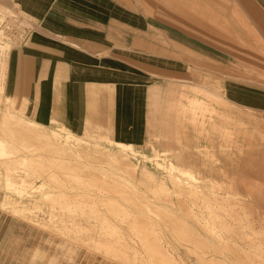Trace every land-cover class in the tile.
<instances>
[{"label": "rangeland", "instance_id": "374dc122", "mask_svg": "<svg viewBox=\"0 0 264 264\" xmlns=\"http://www.w3.org/2000/svg\"><path fill=\"white\" fill-rule=\"evenodd\" d=\"M147 1L153 2V0ZM182 2L183 0H161L162 11L167 16H169L171 8L174 11H185L186 8L182 6ZM194 2L199 6L203 4L204 7H208L213 14L211 17L214 19L211 18L209 25L211 32L215 35L221 31V33L232 36L231 41L236 40L239 43L253 40L252 35L250 36L246 30V37L241 38V19L244 18L243 23L250 22L247 14L242 11L245 9L249 14L250 8L256 5L254 1L194 0ZM22 9L24 8L19 5L18 0H0V11L13 12L11 15L9 13L0 14V26L15 43V51L36 27L32 26V17L24 14ZM194 22L195 26H202V20L196 14ZM1 42L3 41L1 40ZM1 46L0 44V104H3L2 110L4 112L8 109L15 115L25 114L27 116L25 101L17 99L11 90L9 102L4 104L1 87L4 70L3 47L1 48ZM14 64L15 57L9 64L12 76ZM221 90L219 84L211 79V94L201 95V92L195 91L193 97L209 102L210 96H214L213 106L219 112L227 113L222 126L210 128L208 125L204 127L201 125L203 121L208 122V110L194 120L195 124L192 120V111L189 108L182 114L181 119L175 118L176 112L173 111L175 113L170 121L171 125L164 128L168 133L163 134L162 139H153L147 147L143 148L135 147V149L130 144H126L127 148H121L117 142L91 136H73L64 128H59L60 130L55 133V138L61 141L60 144L66 154L62 161L57 157H49L53 153L50 154L48 150L42 149V147H46L47 139H43L42 135L44 134L40 126L37 128L30 124L26 127V131L29 133L35 130L36 133L33 132L31 137H35L36 141H33V144L18 143V149H12L16 145L8 142L9 136L0 126V140H4L2 147L0 146V264H128L114 258L113 255H107L108 253L106 254L98 247L99 241L111 238L102 230V224L107 221L108 224L118 228L119 234L123 233L124 239L129 242L131 240V243L135 241L133 242L134 248L143 252L136 232L129 229L132 221L136 220L129 214L130 211L135 210L138 213L139 210L129 204L122 205L126 202L122 198V194L133 195L137 200L140 198V202L143 200L141 203L156 208L153 210L163 214H175V217L181 218L185 226H188L190 230L193 228V232L198 233L197 235L200 234L199 236H205L207 239L209 244L206 246L209 252L206 256L213 255L225 264H234V261L229 259V254H226L225 250L220 248L219 252L217 251L218 254L210 245V242L215 243V241L218 245L222 241L221 237L228 240L230 244L232 243V246L234 244L236 251L241 254L244 251L243 255H247V257H253L254 253L258 252V250L255 251L258 249L256 246L258 241L263 244L262 249L264 250V208H262L264 206V112L245 107L238 109L221 103L215 97V94H220ZM1 117L0 115V119ZM37 122L44 126L46 134L50 138L52 129L58 127L54 124L47 125L40 121ZM24 136L31 138L28 135ZM3 147L5 150L1 152ZM173 156H177L178 159ZM115 160H119V162L114 163ZM174 161L183 165V167L180 166L181 168L192 170L198 180L192 182L180 172L173 170L170 167V162L175 163ZM126 162L131 166L136 164V171H130V166L126 168ZM6 177L11 178L14 183L12 186H5ZM212 184L216 186L214 191L216 200H219L217 206L223 207L220 209L219 215L221 218L226 217L228 224L232 225L233 223V233L236 236L231 233L232 231L230 233L223 231L224 234L221 237L212 236L201 224L199 226L200 222L195 221L196 217L204 223L209 219L210 222L214 221V216L209 215V210L204 206L205 200H209L206 194L211 191L209 186ZM108 187L110 190L107 189ZM192 187L198 191L199 198L193 199L186 193L187 189ZM53 194H58V196L54 199L51 197ZM253 194H256L257 197ZM167 195L172 198H167ZM86 196L90 198L88 199ZM83 197L86 199L82 200ZM246 198L247 200H245ZM226 200H229L231 204H226ZM90 203L98 204L90 206ZM181 203L194 211L195 218L183 213ZM109 204L112 205V208ZM66 207L71 208L72 211H68ZM90 207L95 209L90 211ZM152 207L150 208L152 209ZM84 209L85 211L81 212ZM233 210L234 212H232ZM139 215L141 218L146 216L143 212H140ZM232 220L235 221L232 222ZM235 222L237 224H234ZM159 224H154L150 237L159 246L162 245L163 247H161L174 257L177 264H202L195 254L189 252L191 244H183L177 240L170 229L165 228L162 221H159ZM237 225L245 226L246 231L254 239L251 241H248L246 237L242 239L241 229H238ZM81 226L87 227L89 231H79ZM218 234H221L220 231ZM114 238L120 239L117 236ZM244 239H246L245 242ZM118 247L123 251L128 250V247L120 244ZM218 247L221 246L218 245ZM214 251L218 255L213 253ZM128 255L132 264H148L140 259L134 261L135 256L131 252H128ZM138 255L140 258V254ZM260 255L264 259V251L263 254L260 252ZM232 261L233 263H231Z\"/></svg>", "mask_w": 264, "mask_h": 264}, {"label": "crops", "instance_id": "0c3cea01", "mask_svg": "<svg viewBox=\"0 0 264 264\" xmlns=\"http://www.w3.org/2000/svg\"><path fill=\"white\" fill-rule=\"evenodd\" d=\"M252 1L250 15L242 11L250 22L241 19V38L246 30L253 40L239 43L211 32L213 14L194 0H183L185 11L171 8L169 16L161 0H18L36 27L15 51L0 26L4 104L11 90L28 114L3 112L0 104V126L12 149L36 141L35 130L26 131L31 123L47 139L42 149L62 161L66 154L54 135L59 128L143 148L168 133L173 113L181 119L188 108L194 124L208 110L201 125L220 127L227 113L213 106L214 96L209 102L193 97L195 91L210 95L211 79L222 89L215 94L221 103L264 112V0ZM195 14L202 26H195ZM37 121L58 126L51 138Z\"/></svg>", "mask_w": 264, "mask_h": 264}, {"label": "bare ground", "instance_id": "6f19581e", "mask_svg": "<svg viewBox=\"0 0 264 264\" xmlns=\"http://www.w3.org/2000/svg\"><path fill=\"white\" fill-rule=\"evenodd\" d=\"M4 43V42H3ZM8 43V42H7ZM6 44V43H5ZM9 45H7V47H8ZM2 48V47H1ZM6 48V47H5ZM5 50V49H4ZM4 50H3V52H4ZM6 115H8V114H6ZM10 115V114H9ZM11 119V118H10ZM15 121V120H14ZM9 122H10V120H9ZM11 122H12V120H11ZM16 123V122H15ZM18 123H19V121H18ZM22 123H24V122H22ZM27 124V123H26ZM25 124V125H26ZM32 124V123H31ZM34 124V123H33ZM8 126V125H7ZM33 126V125H32ZM35 126V125H34ZM9 127V126H8ZM18 127V126H17ZM20 127V126H19ZM18 127V128H19ZM39 127V125L37 126V128ZM41 127V126H40ZM7 128V127H6ZM36 128V129H37ZM20 129V128H19ZM23 129V128H22ZM25 129V128H24ZM41 129V128H40ZM24 132V131H23ZM54 133V132H53ZM53 133H52V135H53ZM56 133V132H55ZM55 133H54V135H55ZM25 134V133H24ZM37 134H39V133H37ZM47 136V135H46ZM45 136V137H46ZM56 136V135H55ZM71 136V135H70ZM2 137V136H1ZM73 137V136H72ZM49 138V137H48ZM2 139V138H1ZM59 141V140H58ZM2 142H3V139H2V141H0V146L2 147ZM6 144V143H5ZM4 144V145H5ZM7 144H8V142H7ZM117 144L121 147V148H127L128 147V145H126V144H123V143H120V142H117ZM8 147V146H7ZM5 148H6V146H5ZM2 150H1V152L3 151V150H5L4 149V147L3 148H1ZM14 149H17V148H14ZM130 151V150H129ZM33 152V151H32ZM85 152V151H84ZM87 153V152H86ZM85 156V155H84ZM24 158V157H23ZM25 159V158H24ZM18 161H19V159H17ZM34 160V159H33ZM37 160V159H36ZM32 162V161H31ZM115 162H119V160H115L114 161V163ZM17 163V162H16ZM8 164V163H7ZM117 164V163H116ZM115 164V165H116ZM126 168H128L129 166L131 167V169H130V171H136V169H137V165L136 164H132V166H131V164L129 165L127 162H126ZM124 165V164H123ZM28 166H29V164H28ZM33 166V165H32ZM31 166V167H32ZM41 166V165H40ZM170 167L173 169V170H176L177 172H180L185 178H188V180H190V181H192V182H195V181H197L198 180V178H197V176H196V174L192 171V170H188V169H184V168H181L180 166H178V165H176L175 163H173V162H170ZM39 168V167H38ZM37 168V169H38ZM33 169V168H32ZM169 172V171H168ZM117 173V172H116ZM174 175H176V174H174ZM3 177V176H2ZM174 177V176H173ZM176 177V176H175ZM118 178V177H117ZM174 179V178H173ZM121 180V179H120ZM179 180H180V178H179ZM124 182V181H123ZM6 185L5 186H7V187H10V186H12L14 183H13V181L11 180V178L10 177H6ZM205 183V182H204ZM208 183V182H207ZM204 185V184H203ZM207 186V185H206ZM179 187H181V186H179ZM210 187V189H211V191H209L207 194H206V196H208V199L209 200H205V204H204V206L209 210V215H211V216H214V218H213V220L214 221H211V222H214V223H212L211 224V222H210V219L209 220H206V222L204 223V222H202V220L200 219V218H198V217H196V219H195V221L197 220L198 222H200L199 223V226H200V224H201V226L207 231V232H209L212 236H222V234H224L223 233V231H225V232H231V233H233V228H232V225H233V223H232V225L231 224H228L227 223V220L225 219V218H221L220 217V213H219V211H220V209L221 208H223V207H219V206H217V205H219V204H217L218 202H219V200H216V192L214 191V189H215V184H212L211 186H209ZM136 188V187H135ZM107 189H109V187L107 188ZM178 189V188H177ZM110 190V189H109ZM178 190H180V188L178 189ZM113 191V190H112ZM183 193V192H182ZM186 193L189 195V196H191V198H193V199H197V197H198V195L199 194H197L198 193V191L194 188V187H192V188H190V189H187V191H186ZM251 193H254V191H251ZM257 193V192H256ZM203 194V193H202ZM204 194V195H205ZM229 194V193H228ZM85 195H88V194H85ZM158 195H160L159 193H158ZM176 195V194H175ZM186 195V194H185ZM223 195V194H222ZM236 195V194H235ZM235 195H233V196H235ZM253 195H255L256 196V194H253ZM260 195V194H259ZM263 195V194H262ZM58 196V194L57 195H55V194H53V195H51V197H53L54 199L56 198ZM84 196V195H83ZM89 196H92V195H89ZM122 196V198L123 199H125L126 200V202H125V204H122V205H127V204H129V205H132L134 208H136V210H139V212L137 213V212H135V210H133V211H130V215L131 216H133V218H135L136 220L134 221H132V223L130 224V228L129 229H131V231H135L136 232V234H137V239H139V241H140V244L142 245V247H143V252H140V251H138L139 249H137V248H134V244H133V242H135V241H133L132 243H131V240H130V242L129 241H127L126 239H124L123 237H122V234H119L118 233V228L116 227V226H114V225H112V224H108L107 223V221H104V223L102 224V230H104L107 234H109L110 236H111V238L110 239H105V240H102V241H99L98 242V247H100L102 250H104L105 252H106V254L107 255H113L114 256V258H117V259H119V260H122V261H125V262H127L128 264H132L131 262V259H130V257H129V255H128V252L130 253H132V254H134V256H135V258H134V261L135 260H144V262L146 261V262H148V264H177L176 262V260L175 259H173L174 257H172L169 253H167L166 252V250H164L161 246H159V244H157V242H155V240H153L150 236H151V232L153 231V227H154V224L156 225V224H158V225H160L159 224V221H162L163 222V225L165 226V228H168V229H170L172 232H173V234H174V236L177 238V240H179L180 242H182L183 244H191V247L189 248L190 249V251L189 252H192L193 254H195L196 255V257H197V259H199L200 260V262L202 263V264H225V262H223V261H221V260H219V259H217L216 257H214L213 255H211L210 256V254H209V256H206V254H208V252L209 251H207L208 250V248H207V246L206 245H208L209 243L207 242V239L205 238V236H199V235H197L198 233H195V232H193L192 230H193V228H191L192 230H190L189 228H188V226H185V224L181 221V218H178V217H175L174 215H170V214H163L162 212H158V211H156V210H153V208H155V207H152V206H150V205H148V204H146V203H141L140 202V198H139V200H137L136 198H134V196L133 195H129V194H125V195H121ZM165 196V195H164ZM182 196V195H181ZM181 196H180V198H181ZM221 196V195H220ZM87 197V196H86ZM94 197V196H93ZM96 197V196H95ZM168 197H171V196H168L167 195V198ZM184 197V196H183ZM182 197V198H183ZM229 197V196H228ZM257 197V196H256ZM80 198H82V197H80ZM84 198V197H83ZM88 198V197H87ZM90 198V197H89ZM88 198V199H89ZM143 198V197H142ZM172 198V197H171ZM171 198H170V200H171ZM199 198V197H198ZM220 198V197H219ZM251 198V197H250ZM86 198H84V199H82V200H85ZM87 199V200H88ZM206 199H207V197H206ZM235 199H236V197H235ZM86 200V201H87ZM167 200V199H166ZM173 200V199H172ZM188 200V199H187ZM234 200V199H233ZM239 200V199H238ZM245 200H247V198L245 199ZM89 201V200H88ZM91 201V200H90ZM144 201H146V200H144ZM168 201V200H167ZM185 201V200H184ZM197 201V200H196ZM212 201V202H211ZM227 202H226V204H231V202L229 201V200H226ZM259 201V200H258ZM84 202V201H83ZM146 202H148L149 203V201H146ZM176 202H177V200H176ZM193 202V201H192ZM221 202V201H220ZM235 202V201H234ZM256 202H257V200H256ZM108 203V202H107ZM201 203V202H200ZM238 203V202H237ZM85 204V203H84ZM83 204V205H84ZM97 204L98 203H90L89 205L91 206V205H93V206H97ZM233 204V203H232ZM63 205V204H62ZM68 205V204H67ZM194 205H195V203H194ZM199 205V204H198ZM237 205H239V204H237ZM252 205V204H251ZM54 206V205H53ZM109 206H111V208H112V205H110L109 204ZM181 206L183 207V208H181L182 209V211H183V213L184 214H186V215H189V216H193L194 215V211H191L189 208H187L186 206L187 205H184V203H181ZM189 206V205H188ZM221 206H223V205H221ZM254 206V205H253ZM150 207H152V209L150 208ZM231 207V206H230ZM242 207H244L245 208V206H242ZM241 207V208H242ZM250 207V206H249ZM252 207V206H251ZM61 208V207H60ZM67 208V210L68 211H72V209L71 208H69V207H66ZM91 209H90V211H93L94 209L92 208V207H90ZM114 208V207H113ZM229 208V207H228ZM238 208V207H237ZM262 208H264V206L262 207ZM88 209V208H87ZM115 209V208H114ZM156 209V208H155ZM224 209H226V208H224ZM233 209H234V207H233ZM239 209V208H238ZM98 210V209H97ZM159 210V209H158ZM207 210V211H208ZM228 210V209H227ZM255 210V209H254ZM263 210V209H262ZM85 211V209L82 211L81 210V212H84ZM96 211V210H95ZM115 211H116V209H115ZM238 211V210H237ZM96 212H98V211H96ZM112 212V211H111ZM110 212V213H111ZM140 212H143L146 216L145 217H143V218H141L140 217V215H139V213ZM166 212V211H165ZM232 212H234V210L232 211ZM99 213V212H98ZM108 213V212H107ZM167 213V212H166ZM222 213V212H221ZM223 213H225V212H223ZM238 213V212H237ZM262 213V212H261ZM173 214V213H172ZM207 214V213H206ZM229 214V213H228ZM239 214H240V211H239ZM243 214V213H242ZM208 215V216H209ZM222 215V214H221ZM226 215V214H225ZM237 215V214H236ZM241 215V214H240ZM263 215V214H262ZM142 216V215H141ZM188 216V217H189ZM228 216V215H227ZM239 216V215H238ZM248 216V215H247ZM246 216V217H247ZM264 216V215H263ZM215 217H216V219H215ZM217 217H219V218H217ZM249 217V216H248ZM192 218H195L194 216L192 217ZM205 218V217H204ZM209 218V217H208ZM211 218V217H210ZM229 218H230V216H229ZM236 218V217H235ZM240 218V217H239ZM206 219V218H205ZM212 219V218H211ZM232 219H234V218H232ZM245 219V218H244ZM247 219V218H246ZM237 220V219H236ZM239 220V219H238ZM241 220V219H240ZM262 220V219H261ZM116 221V220H115ZM233 221H235V220H232V222ZM248 221V220H247ZM114 222V221H113ZM229 223H231L230 221H228ZM264 222V221H263ZM197 223V222H196ZM216 223H218V224H216ZM240 223H242V221H240ZM114 224V223H113ZM234 224H237L236 222L234 223ZM157 225V226H158ZM187 225V224H186ZM125 226V225H124ZM163 226V227H164ZM198 226V225H197ZM198 226V227H199ZM234 226H236V225H234ZM247 226V225H246ZM237 227H238V229H241V233H242V239L244 238V237H246V239L248 238V241H251V240H253L254 238L248 233V231H246V227L245 226H240V225H237ZM66 228V227H65ZM258 229H259V227H257ZM162 229V228H161ZM237 229V230H238ZM121 230V229H120ZM157 230H159V229H157ZM164 230H167V229H164ZM197 230V229H196ZM79 231H81V232H87V231H89V229L87 228V227H83V226H81V230L79 229ZM123 231V230H122ZM127 231H128V228H127ZM198 231V230H197ZM220 231V233L221 234H218V232ZM236 231V230H235ZM239 231V230H238ZM264 231V230H263ZM263 231H262V233H263ZM159 232H161V231H159ZM158 232V233H159ZM237 232V231H236ZM252 232V231H251ZM205 233V232H204ZM228 233V234H229ZM254 233V232H253ZM206 234V233H205ZM216 234V235H215ZM218 234V235H217ZM234 234V233H233ZM237 234V233H236ZM239 234V233H238ZM258 234H260V233H258ZM264 234V233H263ZM231 236H232V234H230ZM229 235V236H230ZM119 237L120 239H113V237ZM126 236V235H125ZM133 236V235H132ZM227 236V235H226ZM228 236V238L229 239H231L230 237ZM234 236H236L235 234H234ZM233 236V237H234ZM238 236V235H237ZM255 236V235H254ZM256 237V236H255ZM213 238V237H212ZM222 238V241H220L219 242V244L218 245H220L221 247H218V245H216V241H215V243H211L210 242V245L213 247V249H215V251L217 252H219V249L220 248H222L223 250H225L224 252L226 253V254H229V259L230 260H233L234 261V264L235 263H237V264H264V259L261 257V255H260V252H261V254H263V249H262V243L260 242V241H258V244L256 245L257 247H258V249H255V251L256 250H258V252H256V253H254V255H253V257H247V255H243V253H245L242 249H240V250H242L243 251V253L241 254L240 252H238V251H236L235 250V248L234 247H236V246H234V244H233V246L228 242V240H226V239H224V237H221ZM236 238H240V237H236ZM217 239V238H216ZM241 239V240H242ZM246 239H244V242H245V240ZM129 240V239H128ZM134 240H136L135 238H134ZM162 240V239H161ZM232 240V239H231ZM240 240V239H239ZM258 240V239H257ZM257 240H256V242H257ZM137 241V240H136ZM170 241V240H169ZM264 241V240H263ZM161 242V241H160ZM240 242V241H239ZM244 242H243V244H244ZM252 242H250V244H251ZM255 243V242H254ZM123 245V246H126V247H128V250H126V251H123V250H121L119 247H118V245ZM230 244V245H229ZM249 244V243H248ZM253 244V243H252ZM96 245H97V243H96ZM137 245V244H136ZM135 245V246H136ZM238 247H239V244L237 245ZM245 246V245H244ZM242 247V246H241ZM247 247V246H246ZM249 247H251V246H249ZM264 247V246H263ZM238 250H239V248H238ZM250 250H251V248H250ZM215 251L213 252V253H215ZM252 251V250H251ZM170 252V251H169ZM217 252V253H218ZM246 252H247V249H246ZM250 252V251H249ZM253 252V251H252ZM217 253H215V254H217ZM222 253V252H221ZM138 254H140V258H139V255ZM143 254H145V255H143ZM219 254V253H218ZM217 254V255H218ZM138 255V256H137ZM221 255H223V254H221ZM192 256V255H191ZM224 257V256H223ZM226 258H227V256H226ZM228 259V258H227ZM199 260H197L198 262H199ZM233 261L231 262V263H233ZM141 262V261H140ZM178 262H179V260H178ZM230 262V261H229ZM141 264V263H140ZM187 264V263H186Z\"/></svg>", "mask_w": 264, "mask_h": 264}]
</instances>
